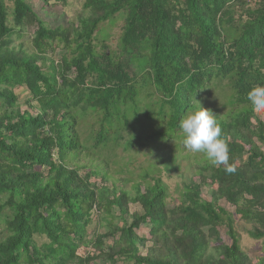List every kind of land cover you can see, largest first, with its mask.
Instances as JSON below:
<instances>
[{"label": "trees", "instance_id": "trees-1", "mask_svg": "<svg viewBox=\"0 0 264 264\" xmlns=\"http://www.w3.org/2000/svg\"><path fill=\"white\" fill-rule=\"evenodd\" d=\"M11 2L8 13L0 0V264H264V253L253 262L241 251L231 216L201 199L207 188L264 244V120L247 99L264 85V0H85L75 24L53 29L24 0ZM8 17L35 28L34 53L11 47ZM116 17L115 50L96 52L99 27ZM59 44L69 56L55 63L48 54ZM218 88L224 102L208 107ZM147 89L155 111L140 108ZM193 97L218 117L236 171L199 153L198 182H184L168 208L158 170L131 177L121 161L144 148L165 172L179 170L177 155L158 159L157 147L183 149L179 121ZM141 226L149 240L135 234Z\"/></svg>", "mask_w": 264, "mask_h": 264}, {"label": "rangeland", "instance_id": "rangeland-1", "mask_svg": "<svg viewBox=\"0 0 264 264\" xmlns=\"http://www.w3.org/2000/svg\"><path fill=\"white\" fill-rule=\"evenodd\" d=\"M32 9L33 13L49 28L62 27L67 28L70 24H75L76 17L79 15H84L85 11L82 8L83 2L85 0H24ZM8 13L11 12L12 2L11 0H5ZM252 6V2L250 3ZM8 25L13 28V34L10 38L11 47L15 49H21L22 51L31 54L34 53L33 46L31 44V39L34 33V27H20L14 28L11 24V17H8ZM123 26V20L120 17H116L112 22L104 23L99 27V31L95 34L94 46L96 52L100 53L105 51L103 47H107L108 50L105 52H111L115 50L117 40L120 36L121 29ZM69 56V51L63 49V46L59 44L57 47L53 48V52L49 53L48 56L52 58V61L55 63L63 55ZM45 70V68L43 69ZM14 94L17 96V105L21 111L28 110L26 106V100L28 93L24 88L15 89ZM151 90L147 89L140 97V108L145 111L148 108L149 111H155V101L156 97L150 95ZM224 91L218 89H210L204 100L205 104L208 107H220L224 102ZM256 114V113H255ZM259 119L264 120V115L256 114ZM91 119L88 118L87 122H90ZM149 131V130H146ZM175 142L171 141L169 143L159 144L158 149V159L164 153L171 154L175 153L177 155V164L180 167L179 170L173 172H165L163 166L156 159V150L141 149L136 152L124 156L121 161V165L124 168V172H128V175L131 177H141L143 172L148 169L149 166L156 168L158 172L155 174L160 177L162 182L167 188L168 198H167V207L171 208L177 197L178 190L181 188V185L188 180H191L195 183L198 182V178L195 175L194 170V159L199 157V153H193L186 150L184 147L181 151H175L173 149V144ZM120 155V154H119ZM128 157V158H127ZM131 159V160H130ZM38 170V169H35ZM123 176V175H121ZM118 178V175L115 176ZM132 183H128L125 186V189L129 190ZM133 192V191H132ZM138 193V189H135L133 194ZM201 199L204 201H210L212 208L222 214L224 217H230L234 221V230L238 235L239 247L241 251L253 262L258 257L264 253V244L261 240L251 239L247 232L250 230V226L246 225L241 221L238 216L235 215L234 209L224 202H212L209 197V192L207 188H203L201 191ZM131 200V198H130ZM131 210H133V205H130ZM95 224L97 221L93 219L92 224L88 227L90 239L93 235V231L96 228ZM147 227L141 226L138 230L135 231L137 236L145 237L149 240L147 235ZM3 230V225H0V233ZM219 236L221 243L224 245H230V240L225 234V228H219ZM2 235L0 234V239ZM34 241L37 246L46 243L43 238L35 237ZM149 246V243L147 244ZM84 248L78 250V254L84 252ZM144 254V253H143ZM95 264H103L101 262H96Z\"/></svg>", "mask_w": 264, "mask_h": 264}, {"label": "clouds", "instance_id": "clouds-1", "mask_svg": "<svg viewBox=\"0 0 264 264\" xmlns=\"http://www.w3.org/2000/svg\"><path fill=\"white\" fill-rule=\"evenodd\" d=\"M247 99L256 114L264 115V85L252 87ZM192 103L195 106L186 111L179 121L183 147L190 152L205 155L214 166L224 165L226 173H234L236 168L229 163V145L218 117L194 97Z\"/></svg>", "mask_w": 264, "mask_h": 264}]
</instances>
